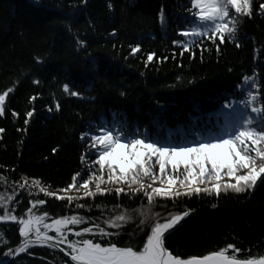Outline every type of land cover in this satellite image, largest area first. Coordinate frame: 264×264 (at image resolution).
I'll return each instance as SVG.
<instances>
[{
	"label": "trees",
	"instance_id": "1",
	"mask_svg": "<svg viewBox=\"0 0 264 264\" xmlns=\"http://www.w3.org/2000/svg\"><path fill=\"white\" fill-rule=\"evenodd\" d=\"M184 5L190 7L189 0H0V94L13 89L0 115V194L18 201L7 202L15 209L11 214H26L34 199L46 200L34 211L41 215L39 209L46 210L47 223L61 215L88 213L87 207L76 209L75 200L66 207V201L45 197L40 188L61 191L72 172L89 169L80 159L82 152L91 159L80 133L98 121L119 113L141 130L162 121L178 138L193 132V124L228 131L248 111L243 107L246 91L264 95L243 79L256 76L264 84V17L257 13L254 19H241L236 41L226 40L219 50L200 38L202 47L192 46L189 58L188 51L171 43L180 38L185 18L195 19ZM161 9L165 22L159 19ZM133 44L139 45L137 54L130 52ZM149 51L154 59L146 62ZM64 84L79 95L65 92ZM229 100L239 104L224 108ZM28 111L32 117H26ZM213 116H222L220 125H212ZM85 201L92 198L81 196L78 202ZM114 202L112 195L103 200L108 208ZM167 207L192 210L167 237L174 253L189 257L235 243L242 249L239 258L264 255V184L254 196L201 193L178 205L168 201ZM90 215L99 216L100 209L94 207ZM0 234L6 242L0 243L4 264L12 257L5 255L8 248L15 249L22 238L11 221L0 222ZM30 251L10 264L69 260L46 246Z\"/></svg>",
	"mask_w": 264,
	"mask_h": 264
},
{
	"label": "snow or ice",
	"instance_id": "2",
	"mask_svg": "<svg viewBox=\"0 0 264 264\" xmlns=\"http://www.w3.org/2000/svg\"><path fill=\"white\" fill-rule=\"evenodd\" d=\"M189 4L184 7L195 19L185 18L186 27L177 33L180 38L171 41L182 52L188 51L189 58L192 46L202 47L197 42L200 38L211 41L219 50V44L226 40L236 41L241 19H254L257 13L264 17V0H189ZM107 6L113 7L110 2ZM159 19L165 22L163 9ZM112 31L115 33V29ZM138 49V44L131 45V54H137ZM153 59V52H147L146 62ZM243 79L245 84L257 85V92L264 90L256 76ZM63 90L71 96L79 95L70 91L68 84L63 85ZM12 92L9 88L0 94V115H4L6 98ZM238 104L229 100L223 107L235 108ZM243 107L249 111L228 131L199 129L193 124L194 131L179 138L162 121H154L152 129L141 130L138 125L130 126L119 113L91 125L88 132L80 133L82 141L87 139V154L91 156L86 160L82 152L80 159L89 169L72 172L66 183V189L77 195L61 196L40 188L45 197L66 201V207L75 200L76 209L87 207L88 213L61 215L47 223L46 210L39 209L41 215L34 211L38 205H45V199L30 200L26 214L17 216L11 214L15 209H9L7 202L18 201L0 194V208L4 209L0 222H14L22 238L5 255H30L34 246H46L70 257L64 264H264V255L259 259L239 258L242 249L235 243L189 257L174 253L167 245V237L192 212H173L167 207L168 201L178 205L185 197L201 193L219 196L228 191L254 196L259 185L264 184V95L247 90ZM32 115V111L26 113V117ZM108 195L116 198L111 208L103 203ZM81 196L92 198V202H78ZM95 199L102 203L96 204ZM94 207L100 209L99 216L90 215ZM0 243H6L3 234Z\"/></svg>",
	"mask_w": 264,
	"mask_h": 264
},
{
	"label": "rangeland",
	"instance_id": "3",
	"mask_svg": "<svg viewBox=\"0 0 264 264\" xmlns=\"http://www.w3.org/2000/svg\"><path fill=\"white\" fill-rule=\"evenodd\" d=\"M220 118V117H219ZM218 118V119H219ZM239 120H241V119H239ZM215 124H217V122L215 123V121H212V125H215ZM53 192H56L57 193V195H61V196H66V195H73L74 197L77 195V193L76 192H74L73 190H67V189H65V191L64 192H62V191H53ZM3 212H4V209L2 210ZM61 253V252H60ZM6 263V262H5ZM4 263V264H5ZM7 264H10V262H8Z\"/></svg>",
	"mask_w": 264,
	"mask_h": 264
},
{
	"label": "water",
	"instance_id": "4",
	"mask_svg": "<svg viewBox=\"0 0 264 264\" xmlns=\"http://www.w3.org/2000/svg\"><path fill=\"white\" fill-rule=\"evenodd\" d=\"M63 254V253H62ZM64 255V254H63ZM67 259H69L70 260V257H66Z\"/></svg>",
	"mask_w": 264,
	"mask_h": 264
}]
</instances>
